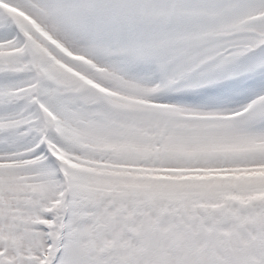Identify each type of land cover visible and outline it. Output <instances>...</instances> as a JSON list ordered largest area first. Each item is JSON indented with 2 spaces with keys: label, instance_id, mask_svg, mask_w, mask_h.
Wrapping results in <instances>:
<instances>
[{
  "label": "snow or ice",
  "instance_id": "obj_1",
  "mask_svg": "<svg viewBox=\"0 0 264 264\" xmlns=\"http://www.w3.org/2000/svg\"><path fill=\"white\" fill-rule=\"evenodd\" d=\"M0 264H264V0H0Z\"/></svg>",
  "mask_w": 264,
  "mask_h": 264
}]
</instances>
